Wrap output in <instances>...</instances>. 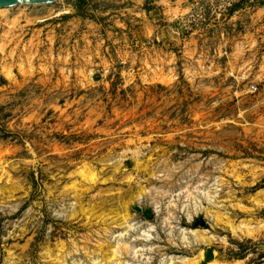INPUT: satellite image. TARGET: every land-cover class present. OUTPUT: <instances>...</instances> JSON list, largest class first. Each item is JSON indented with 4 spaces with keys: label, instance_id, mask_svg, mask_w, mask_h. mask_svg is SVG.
I'll return each mask as SVG.
<instances>
[{
    "label": "rangeland",
    "instance_id": "374dc122",
    "mask_svg": "<svg viewBox=\"0 0 264 264\" xmlns=\"http://www.w3.org/2000/svg\"><path fill=\"white\" fill-rule=\"evenodd\" d=\"M9 13L0 264H91L75 245L114 244L127 214L128 239L155 238L125 253L129 264L202 251L200 264H264V0H56ZM180 229L211 243H184Z\"/></svg>",
    "mask_w": 264,
    "mask_h": 264
},
{
    "label": "bare ground",
    "instance_id": "6f19581e",
    "mask_svg": "<svg viewBox=\"0 0 264 264\" xmlns=\"http://www.w3.org/2000/svg\"><path fill=\"white\" fill-rule=\"evenodd\" d=\"M56 1V0H55ZM54 1V2H55ZM53 2V3H54ZM52 4V3H50ZM31 4H19V5H16V6H12V7H6V8H0V13L4 15V17L6 19H9L10 18V14L9 13L10 11L14 10V9H17L19 7H22V6H29ZM41 5H48V4H41ZM33 6H39L37 4H34ZM86 167V166H84ZM81 170V169H80ZM83 170V169H82ZM81 170V173L85 175L86 172H89L88 169H84L83 171ZM93 173V172H91ZM81 175V174H80ZM84 177V176H83ZM91 183H97V178L95 176H93L90 180ZM65 188V187H64ZM72 190H74L75 192H77V184H73L71 187H70ZM69 189V190H71ZM68 191V189L66 190ZM69 192V191H68ZM67 192V193H68ZM74 192V193H75ZM80 193V191H79ZM65 194V193H64ZM71 195V193H70ZM79 195V194H77ZM77 195L75 194L74 197L77 198ZM83 195V194H82ZM81 195V196H82ZM80 197V196H79ZM80 199V198H79ZM76 200V199H75ZM81 202V201H79ZM80 205H82L80 203ZM91 205H89L88 207H90ZM76 207V206H75ZM92 207V206H91ZM90 207V208H91ZM83 208V207H82ZM89 208V209H90ZM196 214H198V211H201L202 208H201V204L200 205H196ZM201 208V210H200ZM72 209V208H71ZM92 209V208H91ZM81 210V209H80ZM79 210V211H80ZM67 211V210H66ZM71 211V210H70ZM190 211V210H189ZM64 212V211H63ZM87 212V211H86ZM171 212V211H170ZM66 213V212H65ZM69 213V212H67ZM82 215L84 214L83 212H81ZM88 213V212H87ZM90 213V212H89ZM88 213V214H89ZM71 214V213H70ZM78 214L79 212L77 210H73L72 211V214H71V219L72 218H77L78 217ZM193 214V213H192ZM87 216V214L85 215ZM188 216L190 217L189 219H192V215L190 214V212L188 213ZM196 216V215H195ZM73 220V219H72ZM124 223L123 224H127L126 228L127 230L126 231H123L122 233L118 234V236L116 237L115 239V242L114 244H109L107 245L106 243H103L100 240L97 241L98 243V249L97 250H94V251H90L91 248H89V246L87 245H84L83 247H79L78 244L75 245V250L73 251L74 253L75 252H79L80 250H83L87 256H90L91 254L94 256H97V258L95 257L94 259H92L91 261V264H129L128 261H124L125 259L123 258V255L126 253L127 255L129 256H134V258L136 257H140L139 256V253L142 252L143 250H145L143 247L142 248H139L140 245H143L145 247H148L149 246V242H151L152 240H154L155 238H152L153 237V232L154 230L151 228L149 230H144V231H139L138 233V236L137 238L134 240L132 238L128 239L127 237L130 235V233L132 231H135L136 232V229H138L136 227V224L135 223H132L131 221V217L129 216V214H127V216L124 217ZM170 219H166V221L168 222ZM176 229V228H175ZM170 230V229H169ZM109 228H106L104 230V233L105 234H109ZM138 231V230H137ZM172 232V231H171ZM207 233V232H206ZM206 233H201V232H188L187 230L185 229H180V238L181 240L184 242V243H188L190 245H194L195 242L197 243H211V237H207L205 235H207ZM189 234H192L194 236L193 240L192 241H189L190 238L187 237V235ZM191 237V236H190ZM89 238V237H88ZM86 238V241L90 243V238L88 239ZM214 239V238H213ZM93 240V239H92ZM180 240V241H181ZM213 241V240H212ZM182 242V243H183ZM92 243V242H91ZM187 244V245H188ZM197 245V244H195ZM194 245V246H195ZM198 246V245H197ZM106 247H108V249H105ZM59 249L60 250H64V251H61L63 253H66L67 252V249H66V245L62 242L60 245H59ZM152 249V247H149L148 250L150 251ZM62 253V254H63ZM125 254V255H126ZM143 254V253H142ZM64 256V259L63 261L61 262V259L58 260V262L61 264H66V258H67V254H63ZM216 257V256H215ZM205 258V253L204 251L201 252L200 256H199V261H195V260H191V259H187V258H183L181 260V264H200L201 262H203ZM168 259V258H167ZM165 260L163 259L160 264H166L167 261H172L171 264H174L173 263V257H171L169 260ZM214 263V262H212ZM211 263V264H212ZM78 264V263H77ZM137 264V263H136Z\"/></svg>",
    "mask_w": 264,
    "mask_h": 264
},
{
    "label": "water",
    "instance_id": "95a60500",
    "mask_svg": "<svg viewBox=\"0 0 264 264\" xmlns=\"http://www.w3.org/2000/svg\"><path fill=\"white\" fill-rule=\"evenodd\" d=\"M55 0H0V8L12 7L19 4H50L53 3Z\"/></svg>",
    "mask_w": 264,
    "mask_h": 264
},
{
    "label": "built area",
    "instance_id": "2783aa9c",
    "mask_svg": "<svg viewBox=\"0 0 264 264\" xmlns=\"http://www.w3.org/2000/svg\"><path fill=\"white\" fill-rule=\"evenodd\" d=\"M253 90H256V87H252Z\"/></svg>",
    "mask_w": 264,
    "mask_h": 264
}]
</instances>
